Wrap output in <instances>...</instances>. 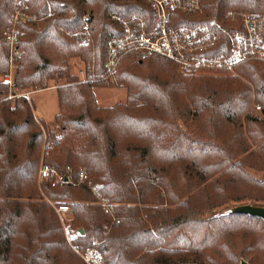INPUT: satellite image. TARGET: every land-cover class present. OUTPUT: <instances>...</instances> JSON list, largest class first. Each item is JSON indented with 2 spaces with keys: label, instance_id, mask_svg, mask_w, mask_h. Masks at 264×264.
I'll list each match as a JSON object with an SVG mask.
<instances>
[{
  "label": "trees",
  "instance_id": "trees-1",
  "mask_svg": "<svg viewBox=\"0 0 264 264\" xmlns=\"http://www.w3.org/2000/svg\"><path fill=\"white\" fill-rule=\"evenodd\" d=\"M17 3L0 0V264H85L64 236L54 207L62 203L83 230L77 242L96 244L107 264H261L264 220L216 211L264 205V60L239 63L235 75L191 76L164 56L128 51L114 73L126 102L99 106L92 88L109 81L107 42L123 34L117 17L152 26L154 8L146 0H29L38 20L19 24V95L9 98L5 37ZM231 10L264 13V0H203L173 25H209L226 44L223 30L241 29L226 17ZM86 15L97 78L83 81L72 60L89 62L93 52L68 32L82 29ZM52 82H60L59 111L45 135L22 93ZM254 99L262 118L251 115ZM42 160L76 182L86 168L89 179L40 181ZM90 180L115 204L120 223L110 232Z\"/></svg>",
  "mask_w": 264,
  "mask_h": 264
},
{
  "label": "built area",
  "instance_id": "built-area-1",
  "mask_svg": "<svg viewBox=\"0 0 264 264\" xmlns=\"http://www.w3.org/2000/svg\"><path fill=\"white\" fill-rule=\"evenodd\" d=\"M146 1L151 4L156 12L152 26H149L143 19L137 20L133 25L129 20L117 17L122 24L123 34L107 42L108 60L105 65L106 74H104V78L116 81L114 73L121 56L132 50L144 55L164 56L174 61L178 68L186 73L213 69L232 70L244 61L264 60V13L228 11L226 17L234 22L240 21L241 29H224L223 32L227 37L225 44L224 41L221 42L220 37H217L215 29L209 25H173L174 21H180V18H176L175 14L194 15L202 10L203 0ZM84 18L86 23L82 29L68 33L78 44L92 47L95 41L88 24L89 15ZM37 20L38 16L30 12L29 0H18L12 15V25L5 37V41L9 45V65L8 71L2 76V80L11 89L9 98L19 95L12 92L22 56V51L18 47V40L23 32L19 24ZM216 26L220 27L221 25L216 23ZM213 51L219 52L212 53ZM89 75L92 80L97 78L93 61L85 67L82 80L89 79ZM34 92L36 91L25 92L22 95L30 100ZM260 108L258 106L259 110ZM61 136V134L58 135L59 138ZM46 146L47 142L44 145V153L47 151ZM88 179L86 168L80 171L78 182L74 180L71 174L65 175L43 160L39 169V180H50L54 186L64 182L81 183ZM88 183L97 196L98 203L111 218V222L105 225V229L110 232L113 225L120 223V219L116 215L115 204L100 195L91 180ZM54 207L61 221L67 242L80 255L85 264H107L104 252L96 244L83 248L77 242L81 232L79 228L74 226L69 205L65 203L54 204Z\"/></svg>",
  "mask_w": 264,
  "mask_h": 264
},
{
  "label": "rangeland",
  "instance_id": "rangeland-1",
  "mask_svg": "<svg viewBox=\"0 0 264 264\" xmlns=\"http://www.w3.org/2000/svg\"><path fill=\"white\" fill-rule=\"evenodd\" d=\"M228 12V11H227ZM227 14V13H226ZM122 26V24H121ZM96 47V44H94ZM95 47L92 46L91 50L93 52L92 59L91 61H82L80 58H74L72 60V70L73 72L79 74L81 76V79L84 78V69L85 67L95 60ZM120 65V62L118 63ZM119 68V67H118ZM180 70V69H179ZM181 71V70H180ZM183 72V71H181ZM185 74L191 75V76H204V75H211V76H228V75H235L237 74L236 68L228 71H215V70H200L196 71L195 73H186ZM86 77V75H85ZM60 82H52L50 86L45 89H29L28 91L25 92H32V91H37L34 94L31 95V99L28 101L31 105L32 110L34 111L35 118L37 122L39 123L40 127L44 129V134L46 135V131L49 127V129H53L54 122H55V115L59 111V106H58V98L55 90H57V86H59ZM41 90V91H39ZM92 90L95 93L96 96V101L99 106H112L116 103H124L127 100V87L125 83L121 80L116 79V81H111L109 79L108 82H106V85H102L99 87L94 86ZM24 92V93H25ZM34 97V99L32 98ZM258 106H260V110L258 109ZM251 115L255 116L257 118H262V104L254 99L251 107H250ZM43 119H41V118ZM43 121L46 122L45 126L43 124ZM45 126V127H43ZM46 130V131H45ZM40 185V184H39ZM51 203V202H50ZM52 204V203H51ZM240 205V204H235V203H230L228 204L225 208L221 210H217L216 212L219 211H229L230 209L234 208L235 206ZM215 213V211L213 212ZM72 215V221H73V214L71 211ZM241 260V257L239 258V261ZM234 262V261H233ZM261 264H264V261H262Z\"/></svg>",
  "mask_w": 264,
  "mask_h": 264
},
{
  "label": "water",
  "instance_id": "water-1",
  "mask_svg": "<svg viewBox=\"0 0 264 264\" xmlns=\"http://www.w3.org/2000/svg\"><path fill=\"white\" fill-rule=\"evenodd\" d=\"M229 213H242L255 216L264 220V205H255L251 203H245L235 206L228 211ZM83 233V230H80ZM177 264H206L200 262H180ZM241 264H249L247 261L242 260Z\"/></svg>",
  "mask_w": 264,
  "mask_h": 264
},
{
  "label": "crops",
  "instance_id": "crops-1",
  "mask_svg": "<svg viewBox=\"0 0 264 264\" xmlns=\"http://www.w3.org/2000/svg\"><path fill=\"white\" fill-rule=\"evenodd\" d=\"M81 77V76H80ZM49 89V88H48ZM45 90H47V89H45ZM39 91H41V90H39ZM37 92V91H36ZM55 92H56V94H57V90H55ZM35 93V92H34ZM33 93V94H34ZM33 96V95H32ZM33 99H34V97H32ZM58 98V97H57ZM58 106H59V104H58ZM56 116V115H55ZM41 118V117H40ZM41 119H43V118H41ZM54 119H55V117H54Z\"/></svg>",
  "mask_w": 264,
  "mask_h": 264
}]
</instances>
